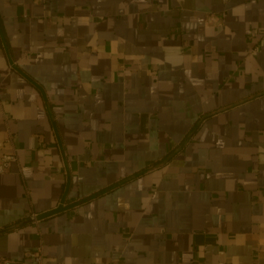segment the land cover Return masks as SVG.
Returning a JSON list of instances; mask_svg holds the SVG:
<instances>
[{"label": "crops", "instance_id": "1", "mask_svg": "<svg viewBox=\"0 0 264 264\" xmlns=\"http://www.w3.org/2000/svg\"><path fill=\"white\" fill-rule=\"evenodd\" d=\"M13 150L11 264H264V0H0Z\"/></svg>", "mask_w": 264, "mask_h": 264}, {"label": "built area", "instance_id": "2", "mask_svg": "<svg viewBox=\"0 0 264 264\" xmlns=\"http://www.w3.org/2000/svg\"><path fill=\"white\" fill-rule=\"evenodd\" d=\"M16 161H17V154L14 150L11 154L0 155V174L8 173L11 169L12 164ZM28 258L30 259V263L28 264H45L43 247L41 246L36 251L30 252L28 254ZM0 264H11V263L4 258H0Z\"/></svg>", "mask_w": 264, "mask_h": 264}]
</instances>
